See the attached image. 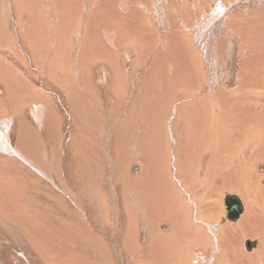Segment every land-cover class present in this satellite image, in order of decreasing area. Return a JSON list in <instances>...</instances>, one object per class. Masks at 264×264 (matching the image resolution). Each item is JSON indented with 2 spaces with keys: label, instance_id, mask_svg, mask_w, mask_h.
Instances as JSON below:
<instances>
[{
  "label": "bare ground",
  "instance_id": "6f19581e",
  "mask_svg": "<svg viewBox=\"0 0 264 264\" xmlns=\"http://www.w3.org/2000/svg\"><path fill=\"white\" fill-rule=\"evenodd\" d=\"M70 2L74 6L79 4L80 7L83 8L81 11L83 14L90 8L87 2L86 8L83 7L85 2L84 0H80L78 3H76L74 0H70ZM221 4L223 6H221ZM43 6L48 8L49 5L43 4ZM112 6L115 7L117 11L119 10L120 16L118 18H112L113 20L110 21L97 20L99 24L103 25L94 27L93 20L96 19L94 17L95 19L92 18L93 20L91 26L97 31V35H99L100 38L105 39L109 37L111 39H115L116 45H113L112 47L109 45L110 42H107V45L103 50L102 47L100 48L99 46V54L101 53V59H106L107 56L112 57L113 53V57H117L118 54H120L122 57L118 62L119 69L125 72L124 74L126 75L130 72L128 69H126V67L131 69L133 68V66L136 64L138 52L141 47V56L144 63H141V68L137 73L135 72V74H133L136 75L135 78L132 76V74H129L132 80L131 82L128 80L124 85L127 89V96L126 101H124V106L121 109V113H124V117L128 115L127 118L129 120L128 122H122L118 121L119 119H116L110 123H107L106 126V118H102V114L97 113L99 117L95 124L93 120L89 121L88 126H84V122H88L86 119L84 120L79 118L78 121L82 123L83 127L81 126V128L83 129L88 127V129L98 130V133L95 134L96 148L91 146V149L89 148L88 153L92 154V152H94L97 153V155L99 154V156H102L103 148L106 152L113 146V153L109 154L108 156L111 160L115 159V165L119 168L125 164L124 167L126 168V171H129L128 169L132 162V160L127 161V158L131 159V153H128V151L119 152L122 145H119L120 147L117 149V141L120 142L121 136L124 135V131L126 130H128L126 133L127 135L143 136L139 143V148L141 151L145 149V152L144 150L142 151L145 154L147 153L146 146L151 145V147L148 149V151L151 153L145 154L147 156L146 159L141 161L138 160L132 166V168L135 167L133 168V172L138 171V173L140 172V175L136 176L130 174L128 182L130 186L135 185V187L138 188H132L128 193V199L124 198V200L116 203L115 208L117 210H111V212L113 211L112 216H114L118 210L121 211V217H119V219L115 218V221L112 220V224L110 225L112 226V229H109L110 231L113 232L114 230L115 232V227H119V235L117 234V236H114L109 232V230H104V228L101 230L102 222L98 220L97 217H89V221L91 223V228H89V235L92 240L91 242L96 241L98 244L97 246H99L100 249L101 247H109L110 250L104 253L101 252L96 246H89L88 248L92 252L87 251V248H85L87 252L84 251L78 254L84 256L83 253H86L87 255L93 257L98 263L101 261L96 254L102 256L106 255L109 262L102 264H121V262L118 261L123 259L125 264H153L154 262L156 264H172L176 261L175 256L169 259H161V261L159 260L160 257L157 255L152 258L150 256L152 252L148 249V247L136 245L138 238L130 237L131 232L126 231V229H135L138 232V228L135 227L134 222L135 220L138 222L140 218L144 219V223H146L141 226V228L143 227L144 231L148 225V220L146 217L151 216L158 219L154 226H150L151 230L154 228L153 230L157 231L158 226L160 225H165L167 227L171 225V233L159 234V238L163 244H158L162 247H166L171 253L174 251L173 245H170V242H178V240L181 238L187 240L192 239L191 241H186L184 243L183 246L185 247L186 245L188 246L190 242L195 243V241H198L201 243L199 240H196V237L194 236L195 233L191 234L193 231L183 235L178 233L179 231L177 230V227L173 229L171 223L180 222V220L183 219L184 221L187 220V225L190 223L196 224L199 222L207 231L206 236L210 234L209 243H213L212 248H210V245H202V248L197 247L200 250L198 253L200 258L197 257L196 259H198V261L201 259V263L197 262V264H261L264 261V186H260V183L264 182V123L263 125H258L257 127L249 126L248 123L246 124L244 133L247 136V140L244 139L245 143L241 149V151H245L246 153V155L243 156L245 158L244 161H241L238 158V154H235L234 152L232 154L229 153L230 149L238 145L240 141L239 138L234 141L231 140L227 153L224 151H218V157L224 158L225 160H232L234 163L228 165L222 164L220 166V163L217 161L219 166L217 172L219 174L222 173V175L213 176L215 178V182L210 184V182L207 183V180L210 179L207 178L205 171L207 172L208 167H211L207 166V164L210 163L209 160L211 157L209 150L213 147H207L204 142H200V140L196 141V139L192 138L190 140V134L193 133V126L188 129L186 133L183 120L187 119L188 121L189 116L192 119H196L195 123H198L196 125L200 126L198 128L195 125L194 132L196 134L199 132L198 136L201 137L208 135L210 138V145H212L213 142L215 143V139L217 137V130L214 128L215 126L213 123L214 117H207V119L201 118V112L198 111V113L194 106L207 103L209 109L206 111L207 113H211V115L213 113L215 114L216 108L218 109L219 107L222 110L232 112L236 109H243L246 115L251 118H253L251 113L254 111L259 115V119L257 118L258 121H264V0H103L102 11H104V15L108 17L112 16V12L108 10V8L112 9ZM73 9H75V7ZM5 12L7 19H9L11 16L10 11L8 10ZM27 15V13L24 15L23 12V16L27 17ZM61 15L64 16L60 19L69 20L73 14H70V10H68L67 13L62 12ZM102 16V13H100V17ZM55 17L56 14L51 13L49 20L46 21L52 25H55L56 30L59 25L56 23L57 18ZM7 29V36L16 39L19 45L27 46V42H23V33L19 34L14 27H7ZM91 29H88V34L89 36L92 35L90 39L94 41L95 38L93 37H95V35ZM47 30L51 32L53 31V28H47ZM3 31L1 30V32ZM184 33H187L185 38H183ZM1 36L2 34L0 33V39L3 38H1ZM53 36L54 35L52 34L51 37ZM80 38L74 41V48H76V46L79 47L82 39ZM170 38H174L175 42L173 43ZM118 44L120 47H122L120 51L117 46ZM35 45L38 47L37 41ZM94 45H96V43ZM94 45L92 44L93 48L95 49L96 46L94 47ZM99 45L102 44L99 42ZM172 45L178 48L175 56H172L170 52ZM2 46L7 48V46H4L3 44ZM24 46L22 47L21 51L24 52V54L28 57L29 50H26ZM143 53L145 55H143ZM0 56H4L3 58L6 61H10L9 63H5V61L3 62V60L0 59V74H4L5 72L7 73V76H10L11 78L14 77L15 80V82L11 80L9 83L15 89V92L11 93L8 91L10 89V85H8L7 90L5 84L2 83L3 79L0 75V174H3L0 175V188L7 191L10 189L9 186L11 183L13 189H19L22 186L20 180L24 183H31V185H33V182L25 179L22 168L24 167L27 169L33 180L35 177L39 180H36V182L39 183L38 187L41 189L40 193H42L43 197L50 203V206L52 208L57 206L56 208L59 209L60 216L62 215L66 219L69 218L71 220L73 216L70 214L74 208L84 211H86L87 208L86 194L84 193V190H81L82 187L76 184L77 175L72 172V163L75 159L73 157H75L74 154L76 151L70 149L71 139H68L72 137L74 139V137L79 134L80 129H77L73 125L72 116L66 110L61 109V114L65 115L68 113L67 116H63L68 125V138H65L64 153L61 155V171L59 172L56 164V158L53 156L55 147L52 144V139L54 138L51 137L50 131L44 127L45 123H50V120L46 118V114L47 112L49 113V111L51 113L52 109L48 108L49 104L43 98V94H41V91L32 89L33 87L31 86V90L37 92L35 96H33L34 99H39L36 102H43L39 104V106L18 107V101H22L19 99H23L20 98V96L24 97V99H31V95H28L26 91L21 89L22 87L27 90L29 89L30 84L26 81V78L32 79L34 75L31 76L30 73H36L33 64L30 62L31 59L27 61L24 67H22L20 65L21 62H18L19 60H17V58L11 57V53L9 52L1 51ZM12 61L15 63V66L19 67L20 72L22 71V74L19 72L16 73L18 68L11 63ZM27 66L30 68V70L27 68ZM149 70L150 74L152 75L148 78L144 77V72L147 73ZM110 79L111 76L108 69L99 68L95 70L93 82L95 84L98 82L100 84V89L104 90L107 81H110ZM133 80L134 82H132ZM38 81L40 82V80ZM38 81L33 80L34 84H37ZM142 81L143 84H141ZM260 81H262V85L257 84V82ZM196 83H198V85L195 88ZM239 83H249L250 85H248L246 89L241 90V85H238ZM39 84L40 83H38V85ZM237 85L239 87L235 90ZM96 86L99 87V85ZM55 87H53L54 90L56 89ZM224 87L229 91H226ZM95 90H98V88ZM106 90L107 89L105 88V91ZM56 91L58 90H55V92ZM116 91L117 90L113 88V91L112 93L110 92V95L107 96L104 92H99V95L103 100L106 97L111 99L112 94ZM120 92L122 93V91ZM195 92H198V94L195 95ZM86 94L87 93L85 91V96ZM54 95L56 98L54 99L53 107H56V109L58 106L68 102L64 93ZM196 96L198 98L191 102V99ZM14 98L19 99L17 100ZM86 98H88V102L92 103V107L93 104L95 106H100L102 104L101 103L99 105V101H96L95 104L93 97L90 95H87ZM139 100L141 102L140 104H137L139 103ZM115 101L121 102L120 99H116ZM31 103H33L32 100L25 102V105H29ZM74 104L77 105L78 109H81V106L86 107L84 106L86 105V100L78 99V101H76ZM137 105H141L139 111ZM65 108L67 107L65 106ZM166 108L168 110H166ZM54 109L55 108H53V110ZM95 109L97 110V108ZM142 109L145 110V113H147V110L155 111V114L157 115L146 116V114L141 113V111H143ZM192 110L194 111V114L189 113V111ZM134 111L137 114L136 119L132 117ZM86 115L87 117L92 118V111L87 107ZM163 115L166 119H162ZM165 120L169 121V128L164 126ZM209 121L210 126L207 124ZM30 126L32 128H30ZM99 126L102 127V130L98 129ZM146 127L147 130L144 129ZM250 127H252L254 132L250 131ZM258 127L263 130L261 133H257ZM183 129L185 131V136L181 140L182 143H180L177 140L179 138L178 136H182V134L184 135ZM34 130L35 135L37 132V136L40 137L39 142L43 145V153L40 157L38 155L37 157H31V154L26 152V145L23 143L24 137H27L31 142L34 143V140L36 139L31 135V133H34ZM230 131H232V128L228 127L227 132ZM86 132L87 131L85 130L84 135L81 136V139L84 138L83 144H86ZM240 132V129H236L237 135H239ZM100 133H103V137L100 136ZM255 134L259 137V139H254ZM165 137H171L170 139L166 140V144L169 146V154H165L164 151V148L166 147L164 146ZM257 141H261V143L258 144ZM87 142H90V140H87ZM83 151L84 150H82V152ZM158 154L163 155L155 158V156ZM218 157L215 156L214 160ZM128 162H130L129 165ZM160 166L164 169H161ZM141 167L143 170L139 169ZM195 168H200V171L198 170V173H200V180L198 185L193 187L196 189L192 190V187L188 185V170H193ZM225 168H229V170L221 172ZM150 170H152L154 175L149 174ZM103 171L105 172V170ZM122 172L125 171L123 170ZM114 173H118L116 169ZM98 175H100L99 171ZM112 175L114 174L112 173ZM8 176L17 178L9 183L10 179H8ZM117 176L118 181H120L121 175ZM155 177L160 182H158ZM219 177L223 180V185L227 180L234 181L230 185V189H240L239 191L247 201L249 208V211L247 210L246 215L243 216L242 221L238 225L225 226L228 229V238L225 242L222 241V234L216 241L214 236H212V234H214V230L210 229L211 233H209L207 230V227L213 226L209 222L214 218V211L212 208L216 207V204L212 203L211 200L213 197V190L209 189H213L214 186L219 187L215 184ZM2 179H4L3 182ZM116 179L117 178L114 177V182L111 181L115 191H117L119 186ZM154 180H156L155 186L150 184V182L152 183ZM252 183L258 188L256 190L254 188L247 190L249 187H253V185H251ZM207 184L208 186H206ZM249 184L250 186H248ZM142 187L145 188L147 192L150 190H155L154 194H148ZM222 189L220 190V194L223 193ZM226 189L228 188L226 187ZM122 191L124 190L122 189ZM190 191H194V196L198 198L193 199ZM12 194H14V197H16L14 192H12ZM229 195L235 196L238 199V207L242 208V214H244L245 207L242 199L236 194ZM98 196L97 198H99ZM112 196L114 195H111V197ZM17 197H20L19 193L17 194ZM116 198L120 200V196ZM96 201L98 202V200ZM124 201H127L128 212L131 209V217H129V213L126 214L124 211ZM15 207L16 203L14 202L3 203V201H0V217L3 214H6V211L13 210ZM119 211L117 213H119ZM52 212L56 214V212ZM65 213L69 214L70 216L65 215ZM181 213H183L182 216ZM198 214L202 219L199 218ZM188 221L190 223H188ZM221 222L223 224L228 222L229 224V222L237 221L233 219V217H230L228 212V214H226V218L222 219ZM253 223L259 224V227L255 229V232L253 229H251ZM66 226L68 225L66 224ZM174 226L176 225L174 224ZM188 226L186 227L188 228ZM21 228L22 225L15 222L13 219L11 224H9L8 230H5L0 226V264H44L43 258L41 259L36 256L30 246V242L33 238L32 235L22 231ZM43 229H45V227ZM185 230L188 231V229ZM17 231L18 233L25 235L24 240H22L18 235V238L14 237L13 233H16ZM38 232L40 231L38 230ZM144 232H142V234H144ZM176 233H178V238H174ZM43 235H45V231ZM49 236H51V234ZM249 236L262 237L263 244H261L258 251H253L252 253L250 252L246 255L244 252L243 241ZM87 239H89V236ZM39 241L42 243V239H39ZM131 241L132 244H130ZM60 242L62 241L60 240ZM77 243L79 242L77 241ZM55 244L54 242L51 244L50 248H53L51 251L61 254L60 250H56ZM47 245L49 246V244ZM252 245V241L246 242V247L248 250L251 249ZM116 246L119 248L120 257L119 255L116 256L115 254L111 257L110 251ZM217 246L220 253L218 254L215 261H213V256L215 254L211 252V249L216 248ZM186 251H188V248ZM63 253L66 254L67 251ZM126 253H128V255H126ZM240 254H243L245 261H239ZM188 256L191 257L194 255ZM116 257H118L119 260ZM78 261L85 260L78 259ZM74 264L77 263L74 262Z\"/></svg>",
  "mask_w": 264,
  "mask_h": 264
},
{
  "label": "rangeland",
  "instance_id": "374dc122",
  "mask_svg": "<svg viewBox=\"0 0 264 264\" xmlns=\"http://www.w3.org/2000/svg\"><path fill=\"white\" fill-rule=\"evenodd\" d=\"M74 1L76 3H78L80 0H74ZM84 1L85 2H84L83 7L86 8V2H87L90 8L87 10V12L85 11V13L83 14L81 12L83 8L80 7L79 4H77V6L76 5L74 6L70 2V0H0V33L2 34L1 38L3 37L2 39H0V52L6 51V52L11 53V57L17 58V60H19L18 62H21L20 65L22 67H24L26 65L27 61L31 59L30 62L33 64L34 69L36 70V73L35 72L30 73L31 76L34 75L32 79L26 78V81L30 84V87H29L30 90L29 89L27 90L24 87L21 88L22 90L26 91L28 93V95H31L30 96L31 99H24V97L20 96V98H23V99L18 98L19 100H22V101H18L19 102L18 107L39 106V104H41L43 102V101L36 102L39 99H34L33 96H35V94L37 92L31 90V86L33 87L32 89H36L37 91H41V94H43V98L49 104L48 108L52 109L51 113L49 111V113L47 112V114H46V118H48L50 120V123L47 124L44 122L45 123L44 127L50 131L51 137L54 138V139H52V144L55 147V152L53 153V156L56 158V164H57V168H58L59 172L61 171V155H62V153H64L65 138H68V130H67L68 125H67L63 116H67L69 113L72 116L73 125L77 129H80L79 134L77 136H75L74 139H73V137L68 138V139H71V145H70L71 148L70 149L76 151V153L74 154L75 157H73L75 159L72 163V172H74L77 175L78 182L76 180V184H78L80 187H82L83 189L81 188V190H84V193L86 194V207H87L86 211L74 208L70 214L73 216V218L71 220L69 218L66 219L62 215L60 216L59 209L56 208L57 206L52 208L50 206V203L43 197L42 193H40L41 189L38 187L39 183L36 182V180L37 181H39V180L36 177L33 180L31 175L28 173L27 169L24 167H22V168H23V173H24L25 179L33 182V185H31V183L30 184L24 183L20 180V182L22 183V186L19 189H13L12 184L10 182H12L17 177L12 178L11 176H8V179H10L9 180L10 189H8L6 191L5 189L0 188V201H3V203H7V202L16 203L15 209L6 211V214H3L0 217V226L3 229L8 230L9 224H11L12 219L17 223H20L22 225L21 230L32 235V237H33L32 241L31 242L28 241V242L31 243L30 246H31L32 250L34 251L33 253L36 256H38L39 258H41V259L43 258L44 264H74V262L77 264H96V263L102 264L105 262H107V263L109 262L106 255L102 256V255H98L95 253L101 261L100 263H98L96 260H94L93 257L87 255L86 253H83L84 256L78 254V253H82V252L86 251L85 248H87V251L92 252L88 248L89 246L90 247L96 246L97 248L100 249V247L97 246L98 244L96 241L91 242L92 240H91V237L89 235V228H91V223L89 221V217H97V219L102 222L101 230L103 228H104V230L112 229L111 228L112 226H110L112 224V220L115 221V218L119 219V217H121V211H119V210H118L119 213H117L118 212L117 211L116 214L114 216H112L113 211L117 210L115 208L116 203L120 202L121 200H124V198L128 199L127 196H128V193L131 191V189L132 188H134V189L138 188V187H135V185L130 186V184L128 182L130 174L136 175V176L140 175L139 174L140 172L138 173V171H136V172L134 171L135 173L133 172V168H135V167L132 168V166L138 160L141 161V160L146 159L147 156L145 154L151 153L148 151V149L151 147V145L146 146V152L147 153H145V154H144L145 149H143L144 152H142L143 150L141 151V149L139 148V143L142 140L143 136H132L129 134L127 135L126 133L128 132V130L124 131V135L121 136L120 142L117 141V149H119V147L122 145L119 152L128 151V153H131V159L127 158V161L132 160L130 167L128 169L129 171H126V168L124 167L125 164L122 166L123 168L117 167L115 165V161H114L115 159L111 160L110 157L108 156L109 154L113 153L112 152L113 146L111 147V149L107 150L106 152L103 148V155L102 156H99V154L97 155V153H94V152H92V154L88 153L89 148L91 149V146L96 148L95 147V142H96V135L95 134L98 133V130L97 129H88V127L86 129L81 128V126L83 127V125L80 121H78V119L79 118H82L84 120L86 119L88 122H86V121L85 122L82 121V122H84V126L85 125L88 126L89 121L94 120V124L96 123V121L98 120V117H99V115L97 113H99V114H102V118H104V117L106 118L105 119L106 120V126H107V123H110L111 121H114L116 119H119L118 121L128 122V120H129L127 118L128 115L124 117V113L123 114L121 113L122 112L121 109L124 106V101H126V96H127V89L125 88L124 85L127 83L128 80H129V82H131V80H132V78L130 77L131 74L135 78L136 75H133V74H135V72L136 73L138 72V70L141 68V65L144 62H143L142 56H141L142 55L141 47H140L139 52H138V58H137V61L135 64L136 66L134 65L132 69L126 67V69H128L131 72V73L129 72L130 75L124 74L125 72H123L119 69L118 62H119V59L122 57L120 54H118L117 57H113L114 56V53H113L112 57L107 56L106 59H103V58L101 59V57H100L101 53L99 54V49L102 47V50H103L105 48V46L107 45V42H110V44H109L110 47H112L113 45H116V43H115V39H111L109 37H107L105 39L100 38V36L97 35L98 34L97 31L94 30V28L91 26L92 20L96 18L95 20H93L94 21V27H97L98 25L102 26L103 24H99V22H97V20H99V21L100 20L110 21V20H113L112 18H118L120 16V13H119V10L117 11V9L112 6V9L108 8V10L110 12H112V16L108 17V16L104 15V11H102L103 10V8H102V1L103 0H84ZM43 4L49 5L48 8L44 7ZM221 6H223V5L221 4ZM67 7H70V8H67ZM74 7H75V9H73ZM8 10L11 13V16L9 19H7L6 12H5ZM68 10H70V14H73L74 17L72 15L69 18V20L60 19L64 16V15H61V13L62 12L67 13ZM23 12H24V15L26 13L28 14L27 17L23 16ZM51 13L56 14V17H55V18H57L56 23L59 25V27L56 30H55V25H52L46 21V20H49ZM100 13H102V15H103L102 17H100ZM68 14H66V15H68ZM59 15H61V16H59ZM6 20H8V21H6ZM7 27H14L19 34L23 33L24 34L23 42H27V46L19 45V43L16 41V39H13L10 36H7V31H8ZM47 28H53V31L50 32L49 30H47ZM88 29H91L94 32L95 37H93V38H95L94 39L95 42L90 39L92 37V35L89 36ZM173 29H177V28H173ZM1 30L2 31L4 30V31L1 32ZM3 34H4V36H3ZM52 34L54 35L53 37H51ZM186 34L187 33L183 34L184 35L183 38L186 37ZM55 35H56V37H55ZM78 38L81 39V43H80L79 47L76 46V48H74L75 47V46H73L74 41L77 40ZM170 40L173 43L175 42L174 38L173 39L170 38ZM36 41H37L38 47H36V45H35ZM90 42L93 45L96 43V45H94V47L96 46L95 49L93 48V46ZM99 42L102 45H99ZM101 42H103V43H101ZM2 44L4 46H7V48L3 47ZM90 44H91V46H90ZM179 44H176V45H179ZM23 46L26 48V50H29L28 57L24 54V52L21 51ZM99 46H100V48H99ZM117 46H118V49L120 51L122 47H120L119 44ZM177 50H178L177 47H174L173 45L171 46L170 52H171L172 56H175V53ZM74 51H75V54H74ZM107 51H109V50H107ZM143 55H145V54L143 53ZM0 57H1L0 59L3 60V62L4 61H5V63L10 62V61L8 62V60L6 61L3 58L4 56H0ZM11 63L15 66V63H13V61ZM15 67L18 68L16 73L19 72L22 74V71L20 72L19 67L18 66H15ZM27 68L30 70V68L28 66H27ZM99 68H106L110 72L111 79H110V81L106 80L107 81L106 87H105L107 89L106 91H105V88H104V90L100 89V84L97 81L96 82L98 84L97 83L95 84L93 82L94 72L96 69H99ZM145 74H146V76H145ZM201 74H202V72H201ZM0 75L2 76V79H3L2 83H4L5 87H7L6 89L8 90V85H10V89L8 91H10L11 93H14L15 89L13 88V86L11 84H9L11 80L13 82H15L14 77L11 78L10 76H7V73H5V72H4V74H0ZM92 75H93V77H92ZM151 75L152 74H150V70H149V71H147V73L144 72L143 76L148 78ZM121 76H122V79H121ZM33 80H36V81L40 80V82L38 81L37 84H34ZM132 82H134V80ZM38 83H40L39 84L40 86L38 85ZM141 84H143V81L141 82ZM257 84L262 85V81L257 82ZM48 85H49V87H48ZM92 85L95 87H93ZM96 85H99V87H97ZM197 85H198V83L195 84V88ZM238 85H241L240 89L244 90L250 84L249 83H239ZM238 85L235 88V90L238 89V87H239ZM50 86H51V88H50ZM53 87H55L56 88L55 90H58V91L55 92ZM97 88H98V90H95ZM113 88L116 89L117 91L112 94L111 99L106 97L103 100L101 98V96L99 95V92L102 93L105 91L104 93L108 96V95H110V92L112 93ZM225 89H226V91H229V90H227V88H225ZM74 90H76V91H74ZM53 91H54V94L64 93L68 102L58 106L57 109H56V107H53L54 99L56 98V96L53 94ZM85 91L87 93L86 96L90 95L93 97L95 104H96V101L100 102V103H98L99 105L102 103L100 105L101 107L95 106L94 104L92 107L91 106L92 103L88 102V98H86V96H85ZM120 91H122V93ZM79 93H80V95H79ZM157 94H158V90H157ZM197 94H198V92H195V95H197ZM95 96H97V97H95ZM198 97H199V95H198ZM198 97L196 96L193 99H191V102L195 101ZM14 99H17V98H14ZM78 99L79 100H86V105H84V106H86L87 108H89L92 111V118L87 117L86 107L81 106V109L80 108L78 109L77 105L74 104V103H76V101H78ZM116 99H120L121 102H116L115 101ZM31 100L33 103H31L29 105H25V102H28ZM103 102H104V104H103ZM140 102L141 101L139 100V103H137V104H140ZM202 105H198L199 108H198V106H194V108L197 109V112L198 111L201 112V114H200L202 116L201 118L207 119V117H211V116L214 117L213 118V120H214L213 123L215 126L214 128L217 130V137L215 139V143L213 142V144L210 145L209 144L210 138L208 137V135H204L201 137V136H198L199 132L197 134L194 132V126L196 124H198V123H195L196 119H192L189 116L188 121H187V119L183 120V118H182V120H183L184 128H186V133H187L188 129H190L193 126L192 127L193 133L190 134V140H191V138L196 139V141L200 140V142H204V144L207 147H210V148H211V146L213 147L212 149L209 150L210 156H211L209 162L211 163L213 161L212 163L214 165L212 163H211V165H210V163L207 164V166H211V167H208L207 172L205 171V173L207 174V178L210 179V180H207V183L210 182V184H211L212 182H215V178L213 176L222 175V173L219 174L217 172V169L219 167L217 164V161L220 163V166L222 164L228 165V164L234 163L232 160H229V159L225 160L224 158L218 157V155H217L218 151H224L225 153H227L231 140L234 141L237 138H239L240 141H239L238 145L236 147L230 149L229 153L232 154L234 152L235 154H238V158L241 161H244L245 158L243 156L246 155V153H245V151H241V149L244 146L245 140H247V136L244 133V131L246 129V124L248 123L249 126H256L257 127L258 125H263L264 121H262V120H261V122L258 121L259 115L257 112H256L257 113L256 114L254 111H252L253 113H251V115L253 116V118H251V117L246 115V113L243 111V109H236L232 112V111L222 110L219 107L218 109L216 108L215 114L213 113L211 115V113H207V111H206L209 109V106H207V103L206 104L202 103ZM65 106L67 108H65ZM140 107H141V105H137L138 111H139ZM53 108H55V109L53 110ZM95 108H97V110ZM167 108H166V110H168ZM61 109L66 110L68 113L65 115L61 114V112H60ZM212 110H213V108H212ZM143 111H141V113L146 114V116L157 115V114H155V111H150V110L148 111L147 110L146 111L147 113H145V110H143ZM193 112H194L193 110L189 111L190 114H192ZM108 114H110L111 117ZM256 115H257V117H256ZM132 117L135 119L137 118V114L135 111L133 112ZM254 117H255V119H254ZM109 118H110V120H109ZM242 118H246V119H242ZM162 119H166L164 115H163ZM249 121L252 123V125ZM258 123H260V124H258ZM207 124L210 126V121L207 122ZM128 126H130V125H128ZM164 126L166 128H169L170 125H169L168 120L164 121ZM196 126L199 128L200 125H196ZM228 127H231L232 131L227 132ZM30 128H32V127L30 126ZM98 129L102 130V127L99 126ZM144 129L147 130V127ZM236 129L241 130L239 135L236 134ZM250 129H251L250 131H253L252 127H250ZM85 130L87 131L86 135H85L86 144H83L84 138L81 139V136L84 135ZM262 131L263 130L261 128H259V127L257 128V133H261ZM183 132H184V135L182 134V136H178L179 138L177 141L180 143H182L181 140L185 136L184 129H183ZM31 135L36 139V140H34V143L31 142L27 137L23 138L24 139L23 143L26 145V152L28 154H31V157H37V155L40 157L41 154L43 153V145L39 142L40 137L37 136L38 135L37 132L35 135V130H34V133H31ZM179 135H181V134H179ZM100 136L103 137V133H100ZM256 136L257 135L255 134L254 139H257V138L259 139V137L258 136L256 137ZM124 138H125V140H124ZM170 138L171 137H165V140H164V146H166L164 148L165 154H169V149H168L169 146L166 144V140L170 139ZM77 139H78V141H77ZM202 139H203V141H202ZM87 140H90V142H87ZM74 143H76V144H74ZM248 143H249V141H248ZM257 143L260 144L261 141H257ZM77 148H78V150H77ZM82 150H84V151L82 152ZM161 155H163V154H158L157 156H155V158L160 157ZM212 155L214 157L217 156L218 158H215V160H214V157ZM114 157H115V155H114ZM94 160H95V162H94ZM79 161H80V163H79ZM129 163L130 162H128V165H129ZM197 163H198V161H197ZM77 164L78 165L80 164V165L78 166ZM83 165L85 166V168ZM198 166H199V163H198ZM95 168H96V170H95ZM131 168H132V170H131ZM160 168L164 169L161 166H160ZM86 169H87V172H86ZM102 169L105 170V172ZM115 169L118 172L116 174L114 173ZM139 169L143 170L142 167ZM199 169L200 168L188 170V172H189L188 185L190 187H192L191 188L192 190L196 189L193 187L197 186L199 183V180H200V173H198ZM97 170L99 171L100 175H98ZM123 170L125 172H122ZM226 170H229V168H225L221 172L226 171ZM95 171H96V173H95ZM208 172L210 175L208 174ZM112 173L114 175H112ZM149 174L154 175L152 170L149 171ZM0 175H3V174H0ZM117 175H121L120 181H118ZM88 176H90V177H88ZM100 176H102V177H100ZM112 177H113V180H112ZM114 177L117 178L116 181L119 184L117 191L114 190L113 185L111 184V181L114 182ZM99 178H101V179H99ZM155 179L157 180L156 177H155ZM156 180H154L152 183L150 182V184H153L155 186ZM3 181H4V179H2V182ZM157 181L160 182L159 180H157ZM233 182H234L233 180H227L226 183L223 185V180L219 177L215 183L219 187H215L213 184L214 188L209 189V190H213L212 191L213 197L211 200H212V203L216 204V207L212 208V210L214 211V214H213L214 218H213V220L211 219L212 221L209 222L213 226L207 227V230L209 233H211L210 229L214 230L213 231L214 234H212V236H214V239L216 241L220 238V236L222 234V241L225 242L228 238V236H227L228 229L225 226L226 225H238L242 221L243 216L246 215L247 210L249 211L248 203L245 200L244 196L240 193V191H239L240 189L239 190L238 189H236V190L230 189V185ZM174 185H175V183H174ZM251 185H253V187H249L247 190H249L250 188L251 189L254 188L256 190L258 188L253 183ZM137 186H138V184H137ZM206 186H208V184ZM248 186H250V184ZM260 186L263 187L264 182L260 183ZM175 187H176V185H175ZM222 187H223V189H222ZM226 187L228 189H226ZM122 189L124 191H122ZM143 189L147 192V190L145 188H143ZM221 189H222L223 193L220 194ZM91 190H93V191H91ZM154 191L155 190H150L147 193L151 195V194H154ZM12 192H14L16 194V197H14V194H12ZM101 192L103 193L104 196L102 195ZM18 193L20 195L19 198L17 197ZM190 194L192 195L193 199L198 198V197L194 196V191H190ZM229 194H236L242 199L244 206H245V212H244V214L241 215V217L238 219L237 222H229V224L228 223L223 224L221 221H222V219L226 218V214H228V209H226L227 206H225V197ZM111 195H114V196H112L113 198L111 197ZM216 195H217V197H216ZM97 196L99 198H97ZM115 196L116 197L120 196V200L118 198H116ZM111 199H114V200H111ZM44 200L48 206L44 203ZM96 200H98L99 203ZM92 202H94V203H92ZM165 204H166V201H165ZM123 208H124L125 213L126 214L129 213V217H131V215H130L131 209L129 210V212L127 210V201L123 202ZM111 210H113V211L111 212ZM52 211L56 212V214L53 213ZM74 211H76V212H74ZM78 211H79V213H78ZM99 214H100V216H99ZM117 214H118V216H117ZM65 215L70 216L69 214H66V213H65ZM182 215H183V213H181V216ZM198 216H199V218H201L199 214H198ZM146 218L148 220V225H147L146 229L144 230L145 232L143 231V227L141 228V226L146 224V223H144V219H142V218H140L138 222L136 220L134 222L135 227L138 228V232L135 229H130V230L126 229V231L131 232L130 237H132V238L137 237L138 238V240L136 241V245H142V246L148 247V249L152 252L150 254V256L152 258L155 255H157L160 257L159 260L161 261V259H169V258H172L175 256L176 261L173 262L172 264H178V262H179V264H197V262L201 263V259H200V261H198V259H196L197 257L200 258L199 254H198L200 250L198 248H202V245H205V246L210 245V248H212L213 243H209L210 234H208V236H206L207 231L203 228V226L199 222H197L196 224H191L188 221V223H190V224H188L189 225L188 226L187 220L184 221L183 219H181L180 220L181 223L180 222L171 223L173 229L175 227H177L178 228L177 230L179 231L178 233L183 234V235H186V234H188V232L191 233L193 231L191 234L195 233L194 236L196 237V240H199L201 243H199L198 241H195V243L190 242L189 245H191V246L186 245V247H185V246H183L184 243L186 241H191L192 239L187 240V239L181 238L178 240V242H175L176 244L173 242H170V245H173V251H174L173 253H171L166 247H162V246L158 245V244H163L159 238V234L171 233L172 232L170 229L171 225L168 227L165 225L164 226L160 225V226H158L157 231L153 230L154 228L151 230L150 226H152V225L154 226V224H156V221L158 219L151 217V216H147ZM62 219H63V223H62ZM183 221H184V223H183ZM165 223H170V222H165ZM66 224L69 227L66 226ZM75 224H77V225H75ZM78 224H79V226H78ZM174 224L176 226H174ZM186 226H188V228ZM195 226H196V228H195ZM44 227H45V229H43ZM65 227H67V228H65ZM81 227L83 228V230ZM258 227H259V224L253 223L251 226V229H253V231L255 232V229ZM86 228H87V230H86ZM185 229H188V231H186ZM38 230L40 232H38ZM50 230H51V232H50ZM119 230H120L119 227L118 228L115 227V232H114V230H113V232L109 230V232L112 233L114 236H117V234L119 235ZM44 231H45V235H43ZM87 231H88V233H87ZM142 232H144V234H142ZM39 233H42V234H39ZM178 233H176L175 236L173 235L174 238H178ZM50 234H51V236H49ZM59 234L61 237L59 236ZM13 235H14V237H17V238L19 236L22 240L25 239V235L22 233H18V231L16 233H13ZM70 235H72V236H70ZM40 236H41V238H40ZM56 236H57V239H56ZM88 236H89V239H87ZM43 238L45 241L43 240ZM46 238H47V240H46ZM39 239L40 240L42 239V243H41V241H39ZM48 239H50V240H48ZM60 240L62 242H60ZM47 241L48 242L52 241V242L48 243ZM77 241L79 243H77ZM247 241L253 242V245H252L251 249H249V250H247L246 249L247 247H245L246 246L245 244ZM262 241H263V238L260 236H253V237L249 236L248 238L244 239L243 245H244L245 254L247 255L250 252L252 253L253 251H258L261 244H263ZM53 242H54V244L56 243L55 248H56V250H60L61 254L56 253L54 251H51V249H53V248L52 247L50 248V246H51V244H53ZM64 243L65 244L67 243V244L65 245ZM84 243H85V245H84ZM181 243H183V244H181ZM47 244H49V246ZM71 244H72V246H71ZM86 244H87V246H86ZM130 244H132V241L130 242ZM74 246H76V247H74ZM189 247H190V249H189ZM187 248H188V251H186ZM174 249H176V250H174ZM109 250H110L109 247H107V248L101 247V249H100V251L104 252V253L108 252ZM65 251H67L66 254L63 253ZM130 251H132V250H130ZM74 252H76V253H74ZM211 252H213L215 254L213 256V261H215L216 256L220 253L218 246L216 248L211 249ZM175 253H176V255H175ZM114 254L116 256L119 255V257H120V251H119V248H117V246L112 248V250L110 251L111 257ZM124 254H125V252H124ZM187 254L190 256L191 255H194V256L189 257ZM126 255H128V253H126ZM181 257L183 260L181 259ZM193 257H194V259H193ZM116 258L118 259V257H116ZM78 259H84L85 261H78ZM239 261H241V262L245 261L243 254H240ZM118 262H121V264H125L124 259L119 260ZM153 264H156V263L154 262ZM261 264H264V261Z\"/></svg>",
  "mask_w": 264,
  "mask_h": 264
},
{
  "label": "water",
  "instance_id": "95a60500",
  "mask_svg": "<svg viewBox=\"0 0 264 264\" xmlns=\"http://www.w3.org/2000/svg\"><path fill=\"white\" fill-rule=\"evenodd\" d=\"M225 202H226V206H227L230 217H233V219L238 221V219L242 215V208L238 207V203H239L238 199L235 196L228 195L226 196Z\"/></svg>",
  "mask_w": 264,
  "mask_h": 264
},
{
  "label": "crops",
  "instance_id": "0c3cea01",
  "mask_svg": "<svg viewBox=\"0 0 264 264\" xmlns=\"http://www.w3.org/2000/svg\"><path fill=\"white\" fill-rule=\"evenodd\" d=\"M228 223V222H227ZM226 224V223H225ZM246 245V244H245ZM246 247V246H245ZM247 249V248H246ZM248 250V249H247ZM218 256V255H217ZM217 256H216V258H217Z\"/></svg>",
  "mask_w": 264,
  "mask_h": 264
},
{
  "label": "flooded vegetation",
  "instance_id": "af4514ba",
  "mask_svg": "<svg viewBox=\"0 0 264 264\" xmlns=\"http://www.w3.org/2000/svg\"><path fill=\"white\" fill-rule=\"evenodd\" d=\"M245 207V206H244Z\"/></svg>",
  "mask_w": 264,
  "mask_h": 264
}]
</instances>
